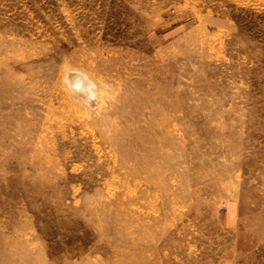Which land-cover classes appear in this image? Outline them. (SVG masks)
<instances>
[{
	"label": "rangeland",
	"instance_id": "obj_1",
	"mask_svg": "<svg viewBox=\"0 0 264 264\" xmlns=\"http://www.w3.org/2000/svg\"><path fill=\"white\" fill-rule=\"evenodd\" d=\"M0 264H264V0H0Z\"/></svg>",
	"mask_w": 264,
	"mask_h": 264
},
{
	"label": "clouds",
	"instance_id": "obj_2",
	"mask_svg": "<svg viewBox=\"0 0 264 264\" xmlns=\"http://www.w3.org/2000/svg\"><path fill=\"white\" fill-rule=\"evenodd\" d=\"M80 77H83V80L88 81L86 90L84 88L83 81L80 80ZM76 81L77 82L75 83L69 82L70 87L74 92H83L87 97L88 103L97 100V85L95 84V82L91 81L90 78L84 73H76Z\"/></svg>",
	"mask_w": 264,
	"mask_h": 264
},
{
	"label": "bare ground",
	"instance_id": "obj_3",
	"mask_svg": "<svg viewBox=\"0 0 264 264\" xmlns=\"http://www.w3.org/2000/svg\"><path fill=\"white\" fill-rule=\"evenodd\" d=\"M71 76H72V78H71V82H72V83H74V82L72 81V79H73L74 77H73V75H71ZM69 80H70V79H69ZM83 82H84V84H83V85H85V86H86L87 84L85 83V81H84V80H83ZM85 86H84V87H85ZM85 89H87V87H86ZM82 93H83V92H82ZM82 93H81V94H82ZM81 94H80V96H82L84 93H83L82 95H81ZM84 96H85V94H84Z\"/></svg>",
	"mask_w": 264,
	"mask_h": 264
}]
</instances>
